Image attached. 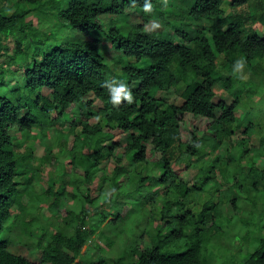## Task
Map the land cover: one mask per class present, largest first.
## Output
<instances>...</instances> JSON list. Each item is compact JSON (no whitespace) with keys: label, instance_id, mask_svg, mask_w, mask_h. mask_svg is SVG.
Here are the masks:
<instances>
[{"label":"trees","instance_id":"1","mask_svg":"<svg viewBox=\"0 0 264 264\" xmlns=\"http://www.w3.org/2000/svg\"><path fill=\"white\" fill-rule=\"evenodd\" d=\"M66 3L62 8L60 0H0V264H109L102 256L98 261L88 256L77 260L98 231L108 246L119 236L120 230L113 233L103 226L108 210L97 211L93 221L87 220L85 212L73 210L61 218L56 215L48 219L50 226L40 225L49 236L47 243L32 236L37 218L27 216L44 203L56 209L67 194L83 207H97L100 201L116 206H125L130 199L139 203L145 225L139 237L148 234L150 244L125 248L114 264H204L207 256L209 263L210 242L222 231L223 203L230 201L237 207L235 190L239 189L255 209L258 200L252 195L264 190V165L256 163L264 158V123H260L264 116L259 118L262 104L252 100L253 94L264 97V34L256 27L264 26V0ZM128 8L139 12L144 22L113 25L109 31L103 28L102 15L127 18ZM54 9L84 35L54 40L47 16ZM33 16L46 21L47 27L35 25ZM152 19L166 22L173 31L146 30L144 24ZM102 42L121 51L114 57V71L106 63ZM108 71L132 87L111 92ZM216 86L227 94L215 102ZM44 87L51 96L42 93ZM158 90H176L181 100L157 97ZM97 100L101 104L95 111ZM74 106L79 107L78 113L72 111ZM246 108L242 115L241 109ZM179 114L212 121L202 136L193 133L188 142L181 137ZM92 116L97 121L92 122ZM54 126L62 141L60 154L69 155V169L52 146L34 164L33 142L44 140ZM13 128L20 136L11 133ZM117 128L126 133L121 155L116 150L122 145L113 140ZM254 134L261 139L253 149L246 142ZM236 135L235 149L221 156L220 148L227 143L233 148ZM145 141L159 153L154 161L148 158ZM124 156L132 162L131 168L122 164ZM104 161L112 166L102 167ZM243 161L250 162L249 170L240 167ZM174 162L197 166L198 171L188 180ZM48 164L54 165L48 185L37 192L32 181ZM125 174L128 178L123 182ZM99 177L111 193L102 187L97 194L92 191L90 185ZM26 193L28 202L23 201ZM13 204L20 208L15 218ZM115 215L124 220L120 213ZM14 226L22 238L28 237L22 242L42 249L40 263L10 249L7 234ZM240 264H264V236Z\"/></svg>","mask_w":264,"mask_h":264},{"label":"rangeland","instance_id":"2","mask_svg":"<svg viewBox=\"0 0 264 264\" xmlns=\"http://www.w3.org/2000/svg\"><path fill=\"white\" fill-rule=\"evenodd\" d=\"M61 1V7L64 8L67 6L68 0H60ZM55 4V2H54ZM244 7L242 6L240 10H244ZM126 17H121L118 15L113 14H104L100 17L102 21V26L105 30L109 31L110 28L115 26H121L125 25L127 26L129 23H136L140 22L143 23V18L141 14L133 8H128L125 12ZM48 18L52 21V27L49 29V34L54 32L53 39L56 40L57 38H73V37H81L83 34L81 31L77 29H72L70 26L67 25V22L64 21L62 18L59 17L58 11L56 9L51 10V12L48 13ZM33 22L35 25L39 27H47V22L44 20H41L40 18L33 16ZM145 29L148 31H168L172 32L173 28L168 25L166 22L162 20H156L152 19L151 21L144 24ZM257 28H260L261 32L264 34V26L261 24H256ZM71 28V29H70ZM47 29V30H48ZM84 35V34H83ZM88 36V34H86ZM86 36V37H87ZM90 36V35H89ZM174 39L179 40V35L175 34L173 36ZM91 37H89L90 39ZM57 42V41H55ZM10 47L12 48L14 46V39L11 38L8 41ZM102 47L105 49L106 53V63L110 67L111 70L116 69V64L114 62V57L116 55L121 54L120 50L115 49V47L111 46L107 42H102ZM5 57V58H4ZM3 59L8 60L7 56H4ZM140 64V62H138ZM245 78L247 80L250 79V74L246 73ZM106 79L108 82V85L110 87L111 92H114L115 90H119L121 88L129 89L132 87L129 83L125 82L122 79H118L112 75L111 72L106 73ZM14 84V81L12 82ZM217 96L215 97V102L219 100V97L225 96L227 93L221 88L216 86ZM264 89V88H263ZM42 93L51 96V90L47 87H44L42 89ZM157 97L161 98H167L168 101H174L180 102L181 98L179 95V92L176 90H158L155 92ZM179 98V99H176ZM230 100V97L227 96L226 100ZM252 100L256 103L262 104L260 106L259 111L260 115L259 118H262L264 116V97H262L259 94H253ZM100 101L97 100L94 103V110L98 111ZM246 107V106H244ZM246 109H241L240 113L244 115L246 113ZM72 111L75 113L79 112V107L74 106L72 108ZM180 117V133L181 137L184 141L191 142L193 133H195L198 137L202 136L203 133L206 130L207 125L212 121L211 118H207L204 116H193L188 114H179ZM97 116H92L91 120L92 122L97 121ZM264 123V119L262 122ZM37 130H34L36 132ZM113 140L115 142H119L121 147H118L116 150V153L121 155L123 153V149L126 146V133L120 129H114L113 131ZM11 133L18 134L20 136L19 131L17 128L11 129ZM59 132L57 131V127L54 126L50 128L47 137L44 140L36 139L33 142L34 145V164L36 165L40 158L45 154L46 149L50 146L54 148V152L58 153L57 156H60V160L63 161L67 168L70 167V159L69 155H61L60 154V146L58 145L59 142H62L58 137ZM237 135L234 136L233 140V148H231L230 144H226L220 149V155L223 156L228 152L229 149H235ZM261 135L254 134L252 137L246 142L248 143L249 148H253L259 146L260 144ZM20 142H24L23 139L20 137ZM72 142V139L70 138V141ZM145 144L148 146V158L151 161H154L157 157H159V153H154L152 150L153 144L150 141H145ZM246 145V144H245ZM232 151V150H231ZM253 153V152H252ZM218 154V155H219ZM261 159H257L256 163L258 165H264V158L260 157ZM122 164L125 165L128 168L132 167V162L128 160L126 156L123 157ZM152 164V163H151ZM102 167H111L112 164L110 161H104L101 164ZM174 168L178 171V173L187 178L188 180H191L193 176L198 171L197 166H190L189 168L185 167L184 164H180L177 162H174L173 164ZM251 164L250 162H242L240 167L245 170H249ZM153 167V165H151ZM54 168V165L48 164L45 165L40 178H35L32 181V184L35 187V190L37 192L43 191L48 185V180L50 178V170ZM128 178V175L125 174L122 177V181L126 182ZM61 185L60 182L56 183V187L59 188ZM88 186V185H87ZM22 187H24L22 185ZM104 189L108 193H111L112 189L111 187L104 183L100 177L97 178L91 185L90 188L92 191L97 194L101 189ZM25 188V187H24ZM67 189L71 190V185H67ZM83 193L87 192V187L83 185L81 187ZM237 195H239V198L237 201V207H233L232 203L230 201H227L223 203V213L224 216L219 220L220 226L222 227V231L216 235V239H212L210 242V249L213 251V258L208 263V256L207 260L204 264H240L245 258H247L259 245L260 238L264 236V190L261 191V194H258V191L252 195V197L257 198V206L255 209H253V204L250 200V198H247V194L240 193L239 189L235 190ZM234 196V195H233ZM125 199V198H121ZM29 200V194L26 193L23 195V201L28 202ZM129 203L125 206H116L114 204H105L104 202L99 203V205L96 206H90L87 204L85 207H83L80 202L75 199L71 194H67L64 197L61 198L60 203L56 209H51L47 203H44L42 208H38L32 211L31 214L27 216L28 219L37 218L34 219V224L31 228L32 236L34 239L44 238L45 243L49 241V236L46 234V231L44 228L40 227V225H49L50 221L48 219L54 218V216L59 215V217L65 216L69 211H76L78 214L80 212H85V215L87 216L88 221H93L95 213L99 210H108L110 212L109 216L105 219L103 222V226H106L109 231L113 233H118L120 230L119 236L115 237V241L113 244L108 246V240L107 238L98 231L87 243L82 247L80 255L77 256V260H79L82 256H88L95 261H98L99 257H104L108 259L109 264H114V259L118 257L121 252L125 248H129L132 245H140L141 247H144L146 245L150 244V237L148 234L142 235V239H140V234L142 232L144 220L140 217L141 208L139 203L133 202V200H128ZM87 209V210H84ZM12 216L15 218L20 213V208L18 205L13 204L12 206ZM132 212V213H131ZM116 213H120L121 217H124V220H117ZM131 213V214H130ZM160 224H163V221L158 220ZM12 222H9V225ZM12 225V224H11ZM77 223H74V226H76ZM19 230V227L14 226L13 230L7 234V237L9 239V247L10 249L18 254L24 255L30 260L40 263L41 262V255H42V249L33 246L32 244H27L22 242V239L27 240L28 237L22 238V232H16V230ZM30 241V240H29ZM97 242L99 245H97ZM97 246H96V245ZM127 258L124 260L127 262ZM49 264V263H44Z\"/></svg>","mask_w":264,"mask_h":264}]
</instances>
